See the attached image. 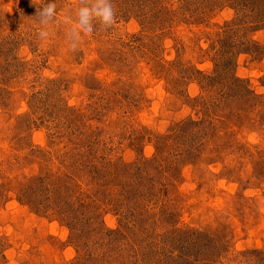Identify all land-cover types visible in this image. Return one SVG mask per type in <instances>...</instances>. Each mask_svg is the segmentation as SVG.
I'll return each instance as SVG.
<instances>
[{"label":"rangeland","instance_id":"obj_1","mask_svg":"<svg viewBox=\"0 0 264 264\" xmlns=\"http://www.w3.org/2000/svg\"><path fill=\"white\" fill-rule=\"evenodd\" d=\"M148 1L113 0L115 26L73 52L81 0H57L46 40L41 0H0V264H264V29L215 0ZM231 22L256 96L240 121L215 103Z\"/></svg>","mask_w":264,"mask_h":264},{"label":"trees","instance_id":"obj_2","mask_svg":"<svg viewBox=\"0 0 264 264\" xmlns=\"http://www.w3.org/2000/svg\"><path fill=\"white\" fill-rule=\"evenodd\" d=\"M146 1L149 4V1L148 0H146ZM206 1L208 2L211 0H206ZM215 1H216L215 4L217 3V5H216L217 7L218 6L230 7V9H232L236 12L237 17H241L242 19H245L246 21H248L250 23L249 24L250 27H253L254 30L264 29V0H215ZM193 2H196V1L195 0H188V3H193ZM232 24H233V22L229 23L224 28V33L219 35L222 38H220V40L218 42L222 45L221 55L222 54L223 55L228 54L229 57L231 56V57L236 58L238 53H236V51H235V50H237V47L235 45H237V44L236 43L233 44V42H232L233 37L235 35L232 28H230L232 26ZM251 45L254 46V44H251ZM255 47H257L256 44H255ZM239 53H242V51H240ZM231 57H230L229 62H224V64H223V62H217V64H216V72H218V71L222 72V73L224 72V73H226V75L224 76V78H222V82H220V83H222V89L220 91L216 90L217 91L216 96L217 95L218 96L216 98L217 102H215V103H217V106H219V110L221 111L220 113H225L227 111L228 114H225V115H227L229 119L231 117V119H233L234 121H237V120L240 121V119L243 117L242 111L240 110V108L242 107L241 101L245 97H251V96L256 97V96L250 90H248V91L242 90V89H245V87H241V86L246 85L244 80L238 78L237 76H232V73H234V70L236 68V61L232 60ZM15 64H16L15 65L16 69L20 71L21 67L19 66V64L18 63H15ZM12 66H14V65L13 64L11 65L9 63V64H5V66H3V67L10 69V67H12ZM12 74L13 73H11L10 76H12ZM213 77H209L207 80L211 79V81H212ZM215 79H217V76ZM7 80H11L10 77ZM228 81H230V83ZM231 81L235 82L236 85L233 86ZM212 92H213V90H211V93ZM211 96H213V95L211 94ZM227 109H229V110H227ZM217 119H219L217 123H220V122L225 120V118H221V117L219 118L218 116H217ZM254 123H255V120H253V122H250V124H254ZM190 139H192L191 143H190V147L192 146L191 149L192 150L194 148L196 150L199 149V148H196V146H197L196 142L198 141V137L194 136V137H191ZM204 146H205V144L203 143V145L201 147L203 148ZM71 157H73V154L71 155ZM88 159L89 158H87L86 160H88ZM74 160H76V158ZM70 166L71 165H68L67 169ZM91 167H92V165H91ZM43 195H44V193L41 191H40V193H38V196H43ZM204 244L202 243V245H199L196 242L195 243L194 242H192V243L188 242L186 245L184 244L183 246H181L180 250L179 249L178 250L183 251V249L186 248L187 246L191 247L190 249H193V250L198 249L196 246H202L204 248H208ZM0 250H1V248H0ZM177 255H176L177 259H176V257L174 259V260H177L176 264H195L200 259L204 260L205 264H222L221 263L222 258L218 255H213V256L211 255L210 256V254H209V257L207 259H205L202 254H199V256H197V255H194L188 251H186L185 253L177 252ZM136 258H137L139 263L143 262V258L139 259L138 255L136 256ZM79 262H82V260L79 259L77 261V264H79Z\"/></svg>","mask_w":264,"mask_h":264},{"label":"clouds","instance_id":"obj_3","mask_svg":"<svg viewBox=\"0 0 264 264\" xmlns=\"http://www.w3.org/2000/svg\"><path fill=\"white\" fill-rule=\"evenodd\" d=\"M38 31L41 40L51 36V27L57 16V0H41L37 7ZM70 24L65 32L67 47L77 51L83 40L94 35L97 27L108 30L117 23L113 0H81L69 16Z\"/></svg>","mask_w":264,"mask_h":264}]
</instances>
